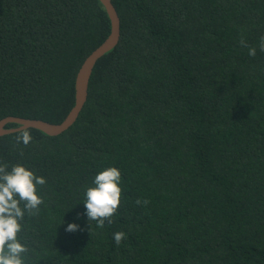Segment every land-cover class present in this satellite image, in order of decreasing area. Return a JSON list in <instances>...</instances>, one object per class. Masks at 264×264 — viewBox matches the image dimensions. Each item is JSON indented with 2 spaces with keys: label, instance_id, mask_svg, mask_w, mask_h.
I'll list each match as a JSON object with an SVG mask.
<instances>
[{
  "label": "trees",
  "instance_id": "16d2710c",
  "mask_svg": "<svg viewBox=\"0 0 264 264\" xmlns=\"http://www.w3.org/2000/svg\"><path fill=\"white\" fill-rule=\"evenodd\" d=\"M113 3L121 38L77 121L59 135L29 127L27 146L0 136V165L46 180L20 222L25 264H264V0ZM111 26L101 0H0V120L62 122ZM109 167L121 200L98 228L83 202Z\"/></svg>",
  "mask_w": 264,
  "mask_h": 264
},
{
  "label": "clouds",
  "instance_id": "9594fccd",
  "mask_svg": "<svg viewBox=\"0 0 264 264\" xmlns=\"http://www.w3.org/2000/svg\"><path fill=\"white\" fill-rule=\"evenodd\" d=\"M240 43L247 47L243 38ZM260 50L264 52V37H261ZM248 54L254 57L256 49L249 48ZM19 133L16 142L27 146L32 140L28 128L19 129ZM120 181L121 172L116 167H109L95 176L93 186L87 188L83 202V215L88 224L89 221H95L98 228H103L105 222L112 223L111 218L117 212L121 200ZM45 183L44 177L36 176L22 165L13 166L10 171L6 165H0V264H25L24 256L28 248L18 239V233L22 231L20 222L26 213L35 215L39 211L43 199L37 194V186ZM135 203L140 205L146 201L138 199ZM65 231L75 233L84 229L77 223H67ZM113 239L119 245L125 239V233L116 232Z\"/></svg>",
  "mask_w": 264,
  "mask_h": 264
},
{
  "label": "water",
  "instance_id": "95a60500",
  "mask_svg": "<svg viewBox=\"0 0 264 264\" xmlns=\"http://www.w3.org/2000/svg\"><path fill=\"white\" fill-rule=\"evenodd\" d=\"M111 18V32L109 36L94 49L83 61L76 76V102L65 119L60 123L49 122L44 119L20 116H6L0 120V136L19 131L23 127H34L49 135H59L69 129L80 116L89 94V83L94 67L98 60L114 49L121 38V20L113 0H101ZM8 123L19 124L16 127H7Z\"/></svg>",
  "mask_w": 264,
  "mask_h": 264
}]
</instances>
